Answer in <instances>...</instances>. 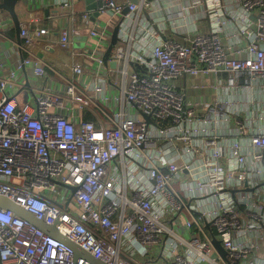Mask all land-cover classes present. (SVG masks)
Returning a JSON list of instances; mask_svg holds the SVG:
<instances>
[{"label":"built area","instance_id":"1","mask_svg":"<svg viewBox=\"0 0 264 264\" xmlns=\"http://www.w3.org/2000/svg\"><path fill=\"white\" fill-rule=\"evenodd\" d=\"M60 1L79 27L65 24L49 54L68 49L71 33L100 36L117 16L119 40L106 63L96 46L95 60L108 67L119 104H101L107 80L98 73L83 88L65 78L64 91L25 106L9 92L15 72L0 77V196L60 234L0 208V264H93L87 255L102 264H264V99L250 96L264 92V0H170L184 39L151 15L158 0H105L95 20V9L78 17L74 0ZM203 19L207 31L197 27ZM48 33L20 30L22 64L39 76L46 70L32 48ZM202 73L214 75L217 92L203 115L177 90L180 77ZM84 109L95 118L76 120ZM57 183L75 187L65 203ZM182 211L185 229L198 230L191 238L175 227Z\"/></svg>","mask_w":264,"mask_h":264},{"label":"crops","instance_id":"2","mask_svg":"<svg viewBox=\"0 0 264 264\" xmlns=\"http://www.w3.org/2000/svg\"><path fill=\"white\" fill-rule=\"evenodd\" d=\"M118 1L123 2L125 0ZM170 2V0H158L155 2L154 8L150 9L154 10V12H151V15L158 18L159 26L165 30V35L184 39L181 34L184 26L180 22L183 13L176 10L173 11L174 8L169 5ZM181 2L184 7H189L193 6L195 0H181ZM86 6L85 0H74L72 8L77 11V16L80 17ZM194 8V11L201 9L200 6ZM17 12L21 26H38L49 29V33L36 42L32 48L34 56L41 59L46 70L45 75L39 76L35 73L34 63L22 64V59L25 57L22 41H17L14 23L9 13L0 10V77L8 75L12 71L15 72V84L9 89V92L17 95L21 106L32 105L35 101V96L40 95L46 90L64 91L66 82L62 85L58 82V79L64 80L68 78L76 81L75 78L78 75L71 68H68L67 71L61 68L59 61L66 59L71 64H79L90 75L96 76V71H93L97 56V53H95L96 46L103 49L101 53L105 51L112 34L110 29L114 27L115 21V23H109L111 27L107 25L105 29L102 28L100 36L71 33L72 43L68 49L56 47L49 54L46 51L47 45L56 44L64 25L67 24L71 28H77L79 27V22L71 20L69 14L62 9L60 0H29L27 5L20 2L17 4ZM235 23L231 24L229 29H232ZM197 27L202 31H207V20H200ZM148 40V38L145 39L146 42ZM224 41L225 43L229 42L228 39ZM239 42L241 45L247 42L245 35L241 34ZM58 58H60L59 61ZM27 82H30L32 86L28 87ZM214 83L215 77L210 73H202L196 76L185 75L177 80V90L184 95V100L191 103V106L203 115L208 108V103L211 102L212 104L215 102L217 92L212 86ZM80 87L83 88L84 84H80ZM250 96L264 99V92L262 93L257 90L250 93ZM101 104L105 107H111L118 105L119 101L113 105ZM262 107L264 108V104ZM131 112L135 113L134 110H131ZM64 113L68 114L67 111H64ZM74 113L77 116L76 120H91L95 118V114L87 109L75 110ZM102 118L104 122H107V117L103 116ZM186 218L187 216L185 215ZM180 220L181 218L179 217L174 223L180 225ZM197 231V229H194L190 232L186 229V236L191 238Z\"/></svg>","mask_w":264,"mask_h":264},{"label":"water","instance_id":"3","mask_svg":"<svg viewBox=\"0 0 264 264\" xmlns=\"http://www.w3.org/2000/svg\"><path fill=\"white\" fill-rule=\"evenodd\" d=\"M29 0H0V10H4L6 12L9 13V15L11 16L13 23H14V27H15V32H16V38L17 41H21L20 39V30H21V23L18 17V12H17V4H19L20 2L24 3L25 5H27ZM94 0H85L86 3V9H95L94 11V15L92 16V20H95L97 15L99 14L97 7L101 6L103 3H105V0H98L96 2V4L93 2ZM131 2H137L138 0H130ZM129 10L128 7H126L123 10V14L126 13ZM112 34H111V38H110V42L107 45L105 52L103 54V60L106 63L108 61V58L111 54V51L113 49V47L115 46V44L118 42L119 40V36H118V31H119V25L116 24L113 28H112ZM28 87H31L32 84L30 82H27ZM144 116V118L146 119V121L149 122H154V120L151 119V117L147 114H142ZM67 187V186H66ZM70 190L75 191V187H70ZM0 208H4V209H10L12 211H14L16 214L21 215L22 217L26 218L28 221L36 224L38 227H40L41 229H43L46 232H50L53 233L57 236H60V234H58L56 231V226L55 225H46L44 224L42 221L36 219L35 217H33L31 214H29L28 212H26L23 208L19 207L18 205L14 204L13 202H11L10 200H8L7 198H4L2 196H0ZM66 242L71 245L74 248V252H76V256L83 253L84 251H82L77 245L69 242L68 240H66ZM214 244L218 247V249H220L222 252L223 249L221 247L220 242L215 238L213 240ZM82 251V252H81ZM89 256L90 262L93 264H102L99 260L93 258L90 255Z\"/></svg>","mask_w":264,"mask_h":264},{"label":"rangeland","instance_id":"4","mask_svg":"<svg viewBox=\"0 0 264 264\" xmlns=\"http://www.w3.org/2000/svg\"><path fill=\"white\" fill-rule=\"evenodd\" d=\"M116 2H119L118 0H115ZM117 20V16L114 17H108L107 18V25H109V23L111 24L112 22H116ZM111 21V22H110ZM114 22V23H115ZM113 26V25H112ZM111 27V26H110ZM112 30V29H110ZM93 71H96V73L100 74L99 76L102 78H105L107 80L106 83V93L108 96V99L105 100V104L106 105H113L115 103H117V100L114 98L115 95H120L119 89L118 87H116L112 82H111V75L109 73L108 67L104 66L102 63H99L97 60L94 62V68ZM78 76L75 78L76 81H78L79 84L83 85V84H87L91 81L92 79V75H90L86 70H83V72L77 74ZM58 82L61 83L62 85L65 84L64 80L58 79ZM134 111L136 112V110L134 109ZM56 190L59 191V195H56L57 201L60 203H65L66 202V197L70 194V189L60 183H57L56 185ZM38 191H40V189H38ZM47 195H51L53 193V191L51 189H47L46 191ZM181 218L180 220V225H176L175 227L179 230V232H181L183 234L184 238H187L186 236V229L184 226V221H185V214L184 211L181 212L180 216ZM178 217V218H179Z\"/></svg>","mask_w":264,"mask_h":264}]
</instances>
